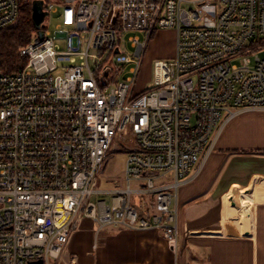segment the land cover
Returning <instances> with one entry per match:
<instances>
[{
    "label": "built area",
    "instance_id": "2783aa9c",
    "mask_svg": "<svg viewBox=\"0 0 264 264\" xmlns=\"http://www.w3.org/2000/svg\"><path fill=\"white\" fill-rule=\"evenodd\" d=\"M206 1H44L72 30L62 48L45 20L44 39L37 32L20 50L27 66L0 74V264H58L84 219L177 241L180 188L230 121L264 111V59H251L264 50V0H214L211 19ZM19 14V0H0V30ZM158 30L176 32V56L156 61L154 86L137 93ZM127 33L145 36L130 39L132 54L121 48ZM60 64L67 70L54 76ZM129 64L131 76L115 84ZM118 143L127 187L117 184L108 202L98 178ZM134 197L153 200V212L142 216Z\"/></svg>",
    "mask_w": 264,
    "mask_h": 264
},
{
    "label": "crops",
    "instance_id": "0c3cea01",
    "mask_svg": "<svg viewBox=\"0 0 264 264\" xmlns=\"http://www.w3.org/2000/svg\"><path fill=\"white\" fill-rule=\"evenodd\" d=\"M165 32L174 58L176 32ZM193 173L178 194L177 241L84 219L58 264H264V111L230 121Z\"/></svg>",
    "mask_w": 264,
    "mask_h": 264
},
{
    "label": "rangeland",
    "instance_id": "374dc122",
    "mask_svg": "<svg viewBox=\"0 0 264 264\" xmlns=\"http://www.w3.org/2000/svg\"><path fill=\"white\" fill-rule=\"evenodd\" d=\"M47 1V0H46ZM214 0H207L206 7H202V11L208 14V18L216 15V7L213 5ZM184 8L190 9L191 6L184 4ZM211 19V18H210ZM208 20L207 23H200L203 25L211 26L213 24V20ZM46 26L48 28V33L50 36L57 42L61 44L62 48H65V38L67 33L72 30V28H67L63 25L62 18V8L59 7L58 12L49 15L46 18ZM166 30H158L150 40L148 47L146 49L139 74L136 80L135 92L139 93L146 89H150L154 86V64L158 60H166L170 61L173 58L175 51V35H168L165 32ZM139 36L143 41L145 40V36L142 33H127L123 36L121 42L122 50H127L132 54L133 49L130 45V39ZM94 53V52H93ZM172 55V56H169ZM257 58L264 59V50L259 51L254 56L251 57L253 63ZM105 58L101 60V63L105 62ZM96 59H91L90 64L94 68L96 64ZM134 64L129 65H119L118 72L114 71L113 78L115 80V84H119L122 82H126V80L131 76V68L134 67ZM67 64H60L58 69L54 72V76L64 75L67 70ZM119 150L112 149L110 151V155L107 159V163L102 170L99 178H98V188L102 191H108L107 195H104L100 199L106 200L108 202L111 201L114 190L117 189V184L119 188L127 187V183L125 181V166L127 161V151L123 148V146L118 143ZM135 183L132 184V187H135ZM139 198L134 197V202H136Z\"/></svg>",
    "mask_w": 264,
    "mask_h": 264
},
{
    "label": "trees",
    "instance_id": "16d2710c",
    "mask_svg": "<svg viewBox=\"0 0 264 264\" xmlns=\"http://www.w3.org/2000/svg\"><path fill=\"white\" fill-rule=\"evenodd\" d=\"M35 1L38 0H19L18 20L11 27L0 30V74L16 73L28 64V59L20 55V50L27 47L37 33L33 21ZM153 205V200L147 198H139L136 201L142 216L150 215L153 212Z\"/></svg>",
    "mask_w": 264,
    "mask_h": 264
},
{
    "label": "water",
    "instance_id": "95a60500",
    "mask_svg": "<svg viewBox=\"0 0 264 264\" xmlns=\"http://www.w3.org/2000/svg\"><path fill=\"white\" fill-rule=\"evenodd\" d=\"M48 17V13L44 10V1L38 0L35 1L33 4V21L35 28L38 32L39 40L44 39V27H45V20ZM29 264H44L43 260L38 262H31Z\"/></svg>",
    "mask_w": 264,
    "mask_h": 264
}]
</instances>
